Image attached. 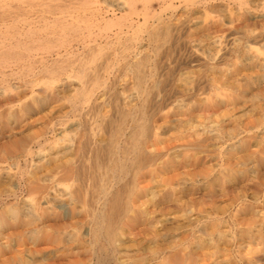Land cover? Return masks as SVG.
I'll return each mask as SVG.
<instances>
[{"label": "rangeland", "instance_id": "374dc122", "mask_svg": "<svg viewBox=\"0 0 264 264\" xmlns=\"http://www.w3.org/2000/svg\"><path fill=\"white\" fill-rule=\"evenodd\" d=\"M201 1L179 3L177 12L167 10L163 14L158 0L150 2L152 10L165 19L161 20L165 28L172 24L187 31L183 29L179 46L183 45L178 51L166 44L161 45L158 54L141 33L134 49L124 52L122 44H130L139 33L128 31L126 26L135 21L138 28L145 20H76L83 28H90L91 35L72 37L50 51L42 49L30 54L37 60H57L61 79L50 83V75L41 76L35 91L27 93L20 102L0 103V167L5 168L0 172V191L14 188L18 195L12 200L15 212L0 204V219L6 214H19L39 195L42 198L45 193V197L40 217H23L0 227V264H264V245H257L255 240L264 223V165L259 169L261 175L255 176L252 161L256 145L251 137L258 123L259 140L264 137V39L259 37L264 36V0H250L248 20L239 18L241 14L237 15L236 5L229 0H212L209 4ZM186 11L191 12L190 16ZM217 20L224 32L209 35L207 26ZM12 21L5 22L10 25ZM149 21L142 30L157 20ZM121 29L124 32L119 42L116 34ZM188 35L192 39L188 52L199 60L186 65L181 57ZM220 38L222 45L226 43L221 48L217 42ZM226 45L234 51L222 61L220 50ZM144 57H149V61L141 71L154 72L158 63L162 67L155 81L146 84L145 104L135 69ZM82 61H89L88 78L83 80L75 77ZM158 77L161 82H157ZM256 91L259 93L254 97ZM218 92L230 94L231 99L225 102L224 95L220 97ZM169 99V106L164 104L162 111L156 112L154 103ZM210 99L219 104L218 108L202 103L211 104ZM21 106L29 110L21 112ZM122 109L133 111L139 124L145 123L147 128L146 118L153 114L151 130L156 137L144 144V154L155 157L157 163L136 170L138 174L122 170L120 163L114 164L113 169L122 176L116 190L126 187L128 197L127 185L135 182L142 190L137 205L148 214L133 219L121 243L111 247L106 234L103 239H96L89 205L95 204L90 202L92 197L100 196L102 184L98 185V180L106 164L101 151L111 138L108 124L120 119ZM9 110L20 123L13 121L7 131ZM26 113L29 115L23 123L20 118ZM129 133L119 137L122 142L130 139ZM260 145L262 149L263 143ZM97 148L102 168L98 164L95 168ZM18 167L26 170L24 180L19 179ZM41 186H45V191L37 190ZM207 229L212 230V237L205 235Z\"/></svg>", "mask_w": 264, "mask_h": 264}, {"label": "bare ground", "instance_id": "6f19581e", "mask_svg": "<svg viewBox=\"0 0 264 264\" xmlns=\"http://www.w3.org/2000/svg\"><path fill=\"white\" fill-rule=\"evenodd\" d=\"M151 1L152 0H0V20H2L1 21L2 25L0 26V103L1 104L11 105V104L16 103L17 101L20 102L23 98H25L27 96V93L29 94V93H32V92L35 91L33 88H34L35 85H37V82H38V80L40 79L41 76H43V78H44V77H48L47 75H50L49 76L50 83L57 82V81H59V79H61L60 78V75H61L60 73L62 71L60 70V68L58 66L59 62L57 60L56 61H52L53 63L50 62V60H48V59L37 60L36 57H33L30 54H32V52H34V51H39V50H42V49L50 51L52 49V47H55V45H57V44L63 43L65 41H66L65 43L69 42L67 40L72 38V37H73V39L81 38L84 35H86V33L91 35V32H90L91 29L90 28H83L82 26H80L79 23L77 22L78 20H130V21L131 20H140V21L141 20H145V23L142 22L143 25H137L138 28H135L136 27V25H134L135 21L133 23H130L129 24L130 26H126L127 27L126 29H128V31L130 29V31L132 30L135 33H136V31L137 32L139 31V33H137L136 37H134L130 41L131 43L129 42L130 44H127V45L122 44L123 47H124V52H129L132 49H134V44L137 42V40L140 39L139 37L143 33L147 37L148 41L153 43L156 53H158V51L160 50L161 45H166V44H169L170 47L172 46V48L174 47V49L176 47L175 50L178 51L179 48L182 47V45H183L181 43V46H179L180 42L182 40L183 29L184 28L178 29L177 25L173 26L172 24H170L169 26H167V28H165L166 26H163L162 25L163 22L161 21V20H165V19H162L163 16L161 17L160 13L163 14L162 12H164V11L168 12L170 10L173 11V13H175L178 10V6L177 5H180L179 3L184 2L186 4H188V3L190 4L193 1L195 2V0H158L159 1V9H160L159 11H161L160 13L156 12L157 10L156 11L152 10V8L150 7V2ZM210 1H212V0H202L201 3L205 4L206 2H208V4H209ZM223 1L225 2L226 0H223ZM229 1H231V3H233L234 5H236L235 6V10L238 12L237 15L241 14L239 16V18L243 17L244 20H248V14H249L248 6L251 3L250 0H229ZM139 4L141 5V8H139ZM197 6H199V5H197ZM220 8H222V7H220ZM208 11H209V9H208ZM186 14H188L187 11H186ZM189 14H188V16H190ZM118 16H120V17H118ZM171 17H172V15H171ZM7 20H13V21L9 25V24H7L8 22L7 23L5 22ZM68 20H72V21L69 22ZM73 20H75V21H73ZM149 20H157V21H155L154 24H152L147 29L142 30V28L147 26V23H148ZM214 20H216V19H214ZM81 23L84 24V22H81ZM210 23L211 24H209L207 26V28L209 30V35H216L218 33L224 32L223 25L221 23H219L218 20L216 22H213V23L210 22ZM123 32H124L123 29H121L116 34V37L119 40V42H120L121 35L123 34ZM174 32H176L177 34L174 35L173 34ZM127 33L128 32H126V34H125L126 36H127ZM42 34H43V36H42ZM138 34H140V35H138ZM106 36H108V35H106ZM190 36L191 35H188L187 41L183 42V43H185L184 46H183V48H185V54L182 55V57H181L183 60L180 59L181 62L183 61L184 63H186V65H187V63H194V62H197L199 60L195 54L191 53L190 51L188 52V43L192 41ZM218 36H220V35H218ZM259 37L264 39V36H259ZM221 39L222 38H220L219 41H217L218 42V47L220 45V48H221V45H222L221 44L222 41H220ZM216 40H218V39H216ZM127 41H129V40H127ZM174 41H175V43H174ZM73 42L74 41L69 43V47H68L69 49L72 48V43ZM250 43H251V41H250ZM225 44H223L222 46H224ZM247 44L249 45V43H247ZM162 47H164V46H162ZM227 47H223L220 50V52L222 53V54L220 53L221 54L220 58H221L222 61L227 60L229 55H231V53L234 51V49H232L231 47H228V48ZM229 48H231V49H229ZM241 49H243V46H242ZM244 50H246V49L244 48ZM22 51L25 52V53H23ZM234 54L237 55V53H234ZM242 54H246V52L242 53ZM38 59H39V57H38ZM147 61H149V57H144V59H142V61L140 63H138L137 66H135L136 73H137V76H138V78H137L138 81L136 80V82H138V84H139V89H140V87L142 89V92H141L142 96H140V97H141L142 101L144 100V104L147 102L145 100L146 93H147L146 84L148 83V81H150L152 79L154 80V78L156 79L158 74L160 75L159 70H160V67H161V63L157 62L158 64H156V68H155L154 72L151 71V72H149L147 74V73L144 72V70L141 71L142 67L144 68V66L148 63ZM88 64H89V61H86V62L82 61L81 65H80L79 73L77 75H75L76 78H79V79L83 80L84 77L85 78L87 77L86 75H88V73H87ZM12 68H15V69H12ZM8 70H10V71H8ZM190 74H192V73H190ZM173 75H175V73ZM159 77L157 79V82L159 81ZM11 79H15L16 82H17V80H20V82L21 81L22 82L15 84V83L11 82ZM236 79H237V77H236ZM168 81H169V79H168ZM159 82H161V81H159ZM257 82H258L257 80L255 82H253V87L255 85H257ZM156 85H157V83H156ZM231 86H234V85H231ZM148 89H149V87H148ZM191 89H193V88H191ZM193 91H194V89H193ZM239 91H240V89H239ZM22 93H24V95ZM225 93L226 92H224V94H223L224 97H225V99H223V100L224 101L226 99H227V101L230 100L231 99L230 94L225 96ZM236 93H238V92L236 91ZM258 93L259 92H257V94H255L254 97H257ZM263 93H264V89H263ZM83 94H86V92L85 93L83 92ZM219 94L221 95L222 93H219ZM223 95H221L220 97H222ZM232 95H233V93H232ZM189 97H190V95H189ZM189 97L188 98H184V99L188 100ZM149 98L147 97V99H149ZM204 100L205 99H203V101ZM210 100H212V101H210L211 104H207L206 102H202V103L206 104V105H210V107H212V109L213 108H218L219 104L216 103L215 100L213 101V99H210ZM263 100H264V94H263ZM191 101H192V99H191ZM170 103H171L170 99L165 101V102L164 101L162 102V101H159V100L156 101L154 103L155 107H156V109H155L156 112H161L162 109H163L164 104H165V107H168ZM190 105H191V103H190ZM182 106H184V105H182ZM182 106L180 107L181 109L183 108ZM231 109H232V107H231ZM28 110H29V108L24 107V106H21V108H20L21 112H27ZM125 110L124 109L120 110L121 111L120 112L121 113L120 119H117V120L113 119L108 124L109 135H110L111 138H110V142H109L108 146L104 148V151H101L102 153H104L103 157L100 155V151H99L100 147L95 150V155L93 157V160L96 163V167L95 168H97V164H98V167L100 165L99 164L100 160H101L100 157H102L103 162L105 161L106 164L103 166L104 173L101 175L102 178L100 179V181L98 180V185H99V183L102 184V187L99 189L100 196H96L94 194L95 196L90 199V202H92L93 204L95 203L93 206L89 205V207L92 208V209L90 208L92 210V215L91 216H92V225H93V229L92 228L91 229L93 230V233H94L96 239H98V240L103 239V237L105 236L104 234H106L107 235L106 237L108 238V242H109L108 246L110 245L111 247H115L116 245L121 243V239L124 236V232L125 231H127V232L129 231L128 226H129V223L131 221H133V219L140 217V214L144 215V216H146V214H148V213H146L147 210L143 211V210H141L142 206L137 205V200H138V198L141 195V194L138 195V193H142V190L138 187V185L135 182L131 181L132 183L130 182V184L127 185V186H129V189L127 190L128 191V197H125L126 196L125 194L127 193L126 189H125L126 187L125 188H123V187L119 188L118 187V190H116L117 186H119V184L122 183V181H121L122 180V176H120V174L118 175V173H117L118 171L115 168L113 169L114 164L120 163L121 164L120 167H121L122 170H126L127 169V170H130L131 172L133 171V173H137L138 174V172L136 170L140 169V171H141L144 168L149 167V165L151 163L154 164V162H156L155 161V159H156L155 157H153L152 155H147L146 153L144 154V144L146 142H149V139L151 140V138H154V136H155V135H153V131L154 130L153 131L151 130V120L153 118V114L152 115L149 114L147 116V118H146L147 119L146 121L149 123V124L147 123L148 124V128H149L148 129L145 123L144 124L143 123L139 124L138 118L133 113V111L129 112L130 113V117H129V113H127V111H125ZM188 111H189V109H188ZM221 111H220V113H221ZM74 112H76V111H74ZM223 112H225V111H223ZM8 113H9V115H8L7 119L9 120V124H7V126H6L7 131L11 130L10 128H11L13 123L19 122L18 121L19 118L16 117L13 113H11L10 110H9ZM28 115H29L28 113H26L25 115H22L21 118H20L21 122L23 121V123H24L26 121V118L28 117ZM142 120H143V118H142ZM13 121H15V122H13ZM253 129H254V133H253V136H251V137H253V140H255V145H256V149L253 152V161H252L253 162V172H254L255 176L258 177L259 174H260V170L259 169H261L260 168V167H262L261 165H264V137L260 138L261 141L259 140L258 131L261 130V124L260 123L256 124L253 127ZM137 130H139V133L137 132ZM127 131H130V133L128 132L129 135H130V139H125L124 140L122 138L124 140L122 142V140L119 137L122 136V135L124 137L128 136L127 135L128 133H126ZM0 132H1V130H0ZM12 132H13V130H12ZM147 132H150V134L148 135ZM263 135H264V133H263ZM4 139H6V138H4ZM262 143H263V148L261 149V148H259V146H261L260 144H262ZM90 149H91V147H90ZM159 160H160V158H159ZM100 167L102 168V165H100ZM116 167H117V165H116ZM20 168H23V167H20ZM150 168H151V166H150ZM18 169H19V167H18ZM72 169H74V168H72ZM3 170H5V168L0 167V172H2ZM64 170H66V169H64ZM98 170H99V168H98ZM18 173H19V175L21 177L19 179L24 180V177L26 176L25 175L26 174V170L25 169H19ZM95 176L98 177L97 174ZM262 176H264V174ZM17 177H18V175H17ZM96 179L97 178H95V181H96ZM2 181H3V179H2ZM22 184L23 183H20V185H22ZM95 184L97 185V181H96ZM31 186H33V185H31ZM39 189L44 190L46 188H45V186H41V187L37 188V190H39ZM13 190H14V188L12 190H8V191H0V204L9 206L8 207L9 212L10 211L11 212H15L14 205L12 204V200L17 199V196H18L17 192L15 190L14 191ZM31 190H32V188L30 189V191ZM37 190H36V192H37ZM23 191H24V189H23ZM32 192H34V191H32ZM44 194H43L42 198L39 195V198L33 199L32 204L28 208H25L24 210H21V212H19V214H12L10 216L6 214L2 219H0V227H3V225H7L8 222L11 221V220L12 221L13 220H20L23 217H32V218L33 217L34 218L35 217H37V218L40 217L38 215H40V211H41V207H42L41 201L45 197ZM30 196H32V194ZM30 196L28 195V197H30ZM78 198L81 199V197H78ZM30 199H32V198H30ZM30 199H28L27 201L31 202V201H29ZM80 199H77V201H81ZM56 200H54V201H56ZM94 200H95V202H94ZM96 203H97V206H96ZM50 204H52V203H50ZM47 205H48V203H47ZM145 208H147V207H145ZM223 208H224V206H223ZM208 211H209V209H208ZM130 215H133L131 217V219L129 218ZM31 220H33V219H31ZM248 220H250V219H248ZM260 227H261L260 231H257V234H255V236H257V237H255V240L258 241L257 245H261V244L264 245V234H263L264 233V223ZM254 229H256V228H254ZM211 231L212 230H210V229L205 230V235L212 237ZM222 238H224V236H222ZM211 240L213 241V239H211ZM213 244H215V243H213ZM216 248H218V247L216 246ZM12 249H14V248H12ZM134 264H136V263H134Z\"/></svg>", "mask_w": 264, "mask_h": 264}]
</instances>
